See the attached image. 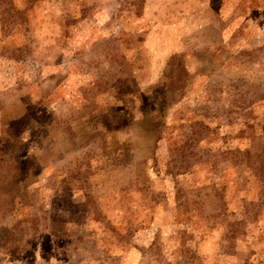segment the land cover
<instances>
[{
  "label": "rangeland",
  "instance_id": "rangeland-1",
  "mask_svg": "<svg viewBox=\"0 0 264 264\" xmlns=\"http://www.w3.org/2000/svg\"><path fill=\"white\" fill-rule=\"evenodd\" d=\"M0 264H264V0H0Z\"/></svg>",
  "mask_w": 264,
  "mask_h": 264
},
{
  "label": "trees",
  "instance_id": "trees-1",
  "mask_svg": "<svg viewBox=\"0 0 264 264\" xmlns=\"http://www.w3.org/2000/svg\"><path fill=\"white\" fill-rule=\"evenodd\" d=\"M179 58H180V57H172V58H170V60L167 61V67H168L167 70H168V72H169V73H171L172 71L177 72V76H178V73L180 72L181 69H178V70L176 71V70H175L176 66H172V62H174V60H177V61H178ZM171 83H172V80H169V82L167 83V86H170ZM180 147H181V146H179V148H177V151H176L175 153L172 154V156H173V157H172L173 160H175L177 157H178V158H181L179 155L182 154V152H183V156H184V154H185L186 151H182V150L180 151ZM241 155H242V153L237 154L236 159L238 160V159L241 157ZM243 155H244L245 158H246V159H245V162H246V160H247V158H248V155H247V154H246V155L243 154ZM235 162H237V161H235ZM176 170H178V169H176ZM242 202H244V200H242ZM242 206H244L243 209H246L244 203H242Z\"/></svg>",
  "mask_w": 264,
  "mask_h": 264
}]
</instances>
